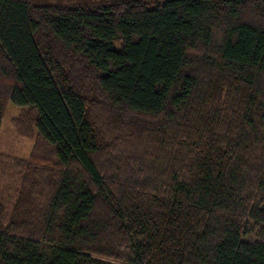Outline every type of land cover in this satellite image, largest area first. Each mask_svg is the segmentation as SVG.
I'll list each match as a JSON object with an SVG mask.
<instances>
[{"label": "trees", "instance_id": "trees-1", "mask_svg": "<svg viewBox=\"0 0 264 264\" xmlns=\"http://www.w3.org/2000/svg\"><path fill=\"white\" fill-rule=\"evenodd\" d=\"M33 1L0 0V127L34 109L59 175L0 264H264V0Z\"/></svg>", "mask_w": 264, "mask_h": 264}, {"label": "rangeland", "instance_id": "rangeland-1", "mask_svg": "<svg viewBox=\"0 0 264 264\" xmlns=\"http://www.w3.org/2000/svg\"><path fill=\"white\" fill-rule=\"evenodd\" d=\"M143 1L155 4L163 0ZM71 3L73 2L69 0L33 1L36 7ZM120 47V43H117L116 48ZM4 105L0 127V224L8 228L12 221L24 218L20 217L24 211H34L37 214V211L50 200L55 191V182L58 180L60 163L55 155V149L40 138L35 128L34 109L17 108L7 101ZM31 218L36 220L34 214ZM243 240L264 241V236L257 229L253 234L244 236Z\"/></svg>", "mask_w": 264, "mask_h": 264}]
</instances>
